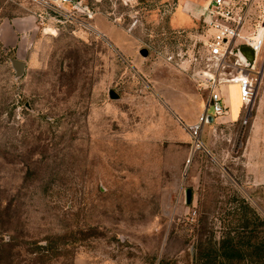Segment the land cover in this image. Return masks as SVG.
Listing matches in <instances>:
<instances>
[{
    "label": "rangeland",
    "instance_id": "obj_1",
    "mask_svg": "<svg viewBox=\"0 0 264 264\" xmlns=\"http://www.w3.org/2000/svg\"><path fill=\"white\" fill-rule=\"evenodd\" d=\"M80 1L90 21L0 0V25L32 15L39 29L21 76L0 42V264H203L201 245L245 233L242 198L264 219V179L246 161L255 108L247 125L242 108L207 124L200 148L188 132L208 100L194 75L211 0ZM234 1L247 7L244 35L264 33V0ZM258 71L256 101L264 55ZM221 92L238 111L236 89Z\"/></svg>",
    "mask_w": 264,
    "mask_h": 264
},
{
    "label": "built area",
    "instance_id": "obj_2",
    "mask_svg": "<svg viewBox=\"0 0 264 264\" xmlns=\"http://www.w3.org/2000/svg\"><path fill=\"white\" fill-rule=\"evenodd\" d=\"M43 3L49 9L56 5V9H51L55 15L80 13L82 18L89 21L95 16V12L80 0H43ZM65 4H71L72 11L64 10L62 6ZM206 12L210 15V20L206 24L213 35L211 40L205 43L208 52L206 65L194 75V78L200 88L208 91V100L197 122L188 126L189 135L197 148L201 147L200 135L208 124L209 110L213 111L211 116L216 124L230 111L226 98L221 92L223 87H238L241 108L246 111L243 125L248 124L258 95L260 72H257V62L264 55L263 31L250 36L243 33L248 17L247 7H239L234 0H211ZM90 28L92 31H97L93 26ZM242 46L250 47L255 54L251 65L236 52Z\"/></svg>",
    "mask_w": 264,
    "mask_h": 264
},
{
    "label": "crops",
    "instance_id": "obj_3",
    "mask_svg": "<svg viewBox=\"0 0 264 264\" xmlns=\"http://www.w3.org/2000/svg\"><path fill=\"white\" fill-rule=\"evenodd\" d=\"M206 15L210 17L207 12ZM36 20V17L29 15L12 20H6L0 25V42L7 52L15 53L16 58L14 60H19L25 64V59L30 56L31 51L33 53V47L37 45L39 37V29L36 25ZM227 87L236 89L238 95L237 86ZM261 96L259 101H256V98L254 102L255 106L253 107L255 108V111L252 114L253 120L251 122L250 136L246 147L247 172L251 178L255 180L264 179V158H261L264 157L263 136L261 132L263 128L261 126V119L259 118L261 115L259 111H262L261 101H264L263 92ZM226 101L229 106V101L227 99ZM236 102L238 111H229L226 120L237 121L240 114L239 108L241 107L239 106L237 100Z\"/></svg>",
    "mask_w": 264,
    "mask_h": 264
},
{
    "label": "trees",
    "instance_id": "obj_4",
    "mask_svg": "<svg viewBox=\"0 0 264 264\" xmlns=\"http://www.w3.org/2000/svg\"><path fill=\"white\" fill-rule=\"evenodd\" d=\"M242 211L245 217L244 225L241 228L245 233L232 235L227 233L220 242L214 245L199 248L200 259L205 260L203 264H233L235 260H245L249 258V264H264V240L261 237L255 236V230L250 229L251 216L261 221L264 225V219L256 214V210L248 203V199L242 198ZM246 234V235H244Z\"/></svg>",
    "mask_w": 264,
    "mask_h": 264
},
{
    "label": "water",
    "instance_id": "obj_5",
    "mask_svg": "<svg viewBox=\"0 0 264 264\" xmlns=\"http://www.w3.org/2000/svg\"><path fill=\"white\" fill-rule=\"evenodd\" d=\"M236 52L238 55L242 56V58H244L249 65H251L253 63V61L255 59V56H254L255 54L250 47L242 46ZM140 54L143 57H147L148 51L144 49L140 52ZM12 63H13V67L15 68V70L17 72V76L23 75L24 70H25V64L19 60H12ZM109 95H110V98L113 100L118 99V96L115 95V93L113 91H110ZM207 123L208 124L214 123V119L211 115L207 116ZM187 200H188V202L191 201V193H189V192L187 194Z\"/></svg>",
    "mask_w": 264,
    "mask_h": 264
}]
</instances>
